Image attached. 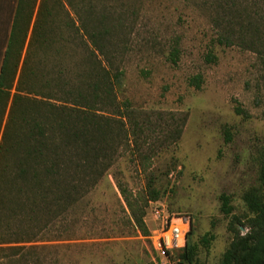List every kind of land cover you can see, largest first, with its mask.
I'll return each mask as SVG.
<instances>
[{
	"label": "rangeland",
	"instance_id": "obj_1",
	"mask_svg": "<svg viewBox=\"0 0 264 264\" xmlns=\"http://www.w3.org/2000/svg\"><path fill=\"white\" fill-rule=\"evenodd\" d=\"M77 2L78 14L66 4L47 24L52 43L41 47L32 44L28 49L30 28L12 97L17 92L28 97L22 101L24 108L30 107L26 116L41 118L43 102L48 97L58 103L69 99L65 93L75 92L87 74L88 63L100 58L112 75L119 73L106 101L115 106L128 102L139 120H149L136 143L143 148L153 143L158 152L144 170L136 148L123 145L126 136L110 140L119 143V148L103 177L94 187L81 191L61 216L47 221L42 234L32 241L26 205L22 211L16 208V214L13 202L5 200L0 203V235L20 229L24 234L17 236L20 242L0 246L36 247L12 264H220L232 239L222 195L230 197L234 214H250L243 194L258 185L264 153V60L259 53L262 47L252 46L255 39L264 36V0ZM101 14L107 16L103 22L110 31L105 55L89 41L94 29L100 27ZM81 15L86 23L84 36L77 30ZM220 34L232 35L235 43H218ZM174 50L179 55L176 62L171 57ZM210 52L216 56L215 62L207 58ZM197 74L203 77L200 89L189 84ZM71 99L74 97L69 104ZM106 101H97L98 125L110 117L120 119L118 109ZM17 110L20 117L22 106ZM185 114L178 141L162 146L173 128L170 116ZM18 130L12 126L10 137L14 138L9 142L15 140ZM1 139L2 131L0 143ZM118 181L135 195H143L147 189L159 193L145 209L147 234L137 227ZM4 191L0 184V195ZM155 208L163 209L166 215H180L184 221L190 218V258H184L179 250L168 258L158 254L154 240L160 222L153 214ZM6 224L10 231L3 228Z\"/></svg>",
	"mask_w": 264,
	"mask_h": 264
},
{
	"label": "trees",
	"instance_id": "obj_2",
	"mask_svg": "<svg viewBox=\"0 0 264 264\" xmlns=\"http://www.w3.org/2000/svg\"><path fill=\"white\" fill-rule=\"evenodd\" d=\"M66 4L75 10V13L80 8L77 0L18 1L0 77V133L2 131L0 184L5 188L0 195V203H5V200L13 202L16 214L17 209L22 211L23 205H26L28 220L32 224L29 241L37 239L42 234L48 224L47 221H54L61 216L66 206L77 200L81 191H87L99 182L104 171L113 164L114 154L118 152L119 143H112L110 140L115 141L117 137L126 136L127 140L123 145L127 144L129 147L133 145L136 148L138 163L144 170L151 165L152 158L159 148L150 142L146 143L144 148L138 145L140 143H136L139 134L146 131L149 120H139L128 102L115 106L106 101L109 99L107 96L113 94V83L119 73L112 75L109 66L100 58L88 63L87 74L83 76L82 83L75 88V92L69 90L65 93L66 98L69 99L58 103L48 97L43 102L41 118L33 120L30 116H26L30 107L24 108L22 101L28 100V97L18 92L12 97L11 89L18 61L30 28L32 27V34L28 49L32 44L41 47L47 42L52 43L54 38L48 35L51 30L46 29V26L56 19L59 8H66ZM101 16L100 27L94 29L90 36L87 35L95 49L105 55V42L110 31L103 22V18L107 16L103 14ZM79 20L80 25L77 30L84 36L86 23L82 15ZM234 38L232 35L220 34L217 42L229 46L235 43ZM252 46L262 47L259 53L264 60V36L255 39ZM178 56L177 50H174L171 55L172 60L176 62ZM207 58L212 62L216 61V56L212 52L208 53ZM106 60L110 65L105 57V62ZM202 83L203 77L200 74L189 79V84L197 89L201 88ZM19 87L17 91H21ZM73 97L69 104L70 98ZM11 98L8 117L4 122ZM98 100L106 101L107 104L118 109L116 112L120 115V119L110 117L104 124L98 125L95 119ZM19 105L22 106L20 117L17 110ZM237 111L241 112L238 109ZM170 118L174 125L170 124L173 128L170 129L168 141L160 143L166 147L175 144L180 138L187 114L178 117L171 115ZM13 125L18 126L19 130L18 133L13 132L15 140L9 142L14 138L10 137ZM144 141L146 142V139ZM118 187L137 227L147 234L145 209L150 200L158 199L159 193L154 189H147L145 194L135 195L120 181ZM11 192L13 197H9ZM243 200L250 213L248 215L234 214L230 197L222 195V210L230 216L228 230L232 233V239L222 254L220 264H264V153L259 167L258 185L247 189L243 194ZM9 226V224L3 225L5 231H10ZM245 228L247 230L243 232ZM22 231L20 229L15 233L9 232L10 235H15L11 237H15L11 241H9L11 238L8 241L5 239L8 233L0 235V244L20 242L17 236L24 234ZM35 249V246L26 248L24 245L0 246V264L17 262L20 258L27 257L28 251L31 254ZM191 250L192 246L187 241L186 246L179 251H183L184 258H190Z\"/></svg>",
	"mask_w": 264,
	"mask_h": 264
},
{
	"label": "built area",
	"instance_id": "obj_3",
	"mask_svg": "<svg viewBox=\"0 0 264 264\" xmlns=\"http://www.w3.org/2000/svg\"><path fill=\"white\" fill-rule=\"evenodd\" d=\"M166 213V211H165ZM161 208L153 209L156 220L160 222L159 234L154 240V247L161 258H168L175 250L184 248L188 241L190 218L186 221L180 215H166ZM162 264H165L162 262Z\"/></svg>",
	"mask_w": 264,
	"mask_h": 264
},
{
	"label": "crops",
	"instance_id": "obj_4",
	"mask_svg": "<svg viewBox=\"0 0 264 264\" xmlns=\"http://www.w3.org/2000/svg\"><path fill=\"white\" fill-rule=\"evenodd\" d=\"M19 0H0V77Z\"/></svg>",
	"mask_w": 264,
	"mask_h": 264
}]
</instances>
